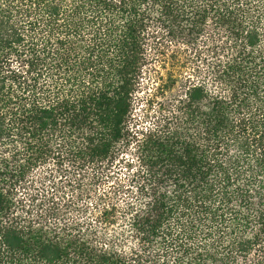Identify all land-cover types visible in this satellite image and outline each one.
<instances>
[{
	"label": "trees",
	"instance_id": "1",
	"mask_svg": "<svg viewBox=\"0 0 264 264\" xmlns=\"http://www.w3.org/2000/svg\"><path fill=\"white\" fill-rule=\"evenodd\" d=\"M0 264H264V0H0Z\"/></svg>",
	"mask_w": 264,
	"mask_h": 264
},
{
	"label": "rangeland",
	"instance_id": "2",
	"mask_svg": "<svg viewBox=\"0 0 264 264\" xmlns=\"http://www.w3.org/2000/svg\"><path fill=\"white\" fill-rule=\"evenodd\" d=\"M166 68L167 69H164L163 67L158 65L156 67V72H153L152 70L148 72L149 75L147 74V76H150L151 79L150 81H148L146 85H144L145 87L139 93L140 98L145 99V97H147L148 94H155L156 87L158 83L160 82L159 79L161 77L165 78L167 72H170L171 70V68H169L168 63H167ZM143 109H144V104L143 105L141 104L137 107V113H136L137 117H142V114L144 113ZM122 165L123 164L120 163L119 165H117L115 169L119 177H123L126 174L124 169L122 170ZM35 176H36L35 187H36V190L40 193V195H42L43 193L45 194L47 192L54 194V197H55L54 201L59 205H62L68 199H72L74 200V202L77 201L79 204L80 202L83 203L84 201H89V199L80 197V194H79L80 190H78V184H79L78 182H72L69 185V182H66L68 180H65V177L60 179L57 174H55L54 177H49L48 175H45L44 173L37 172ZM68 176H71V174ZM82 182H83V186H85L86 181H82ZM63 186H65V188H62ZM49 197L50 195H48L47 197L48 202L50 201ZM72 214H77V213H72Z\"/></svg>",
	"mask_w": 264,
	"mask_h": 264
}]
</instances>
